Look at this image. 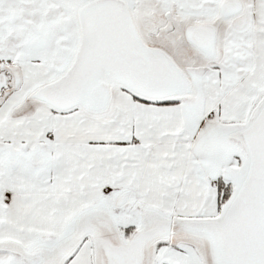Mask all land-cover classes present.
<instances>
[{
    "label": "snow or ice",
    "instance_id": "1",
    "mask_svg": "<svg viewBox=\"0 0 264 264\" xmlns=\"http://www.w3.org/2000/svg\"><path fill=\"white\" fill-rule=\"evenodd\" d=\"M0 264H264V0H0Z\"/></svg>",
    "mask_w": 264,
    "mask_h": 264
}]
</instances>
